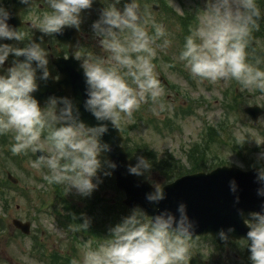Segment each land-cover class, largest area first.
Here are the masks:
<instances>
[{"label": "clouds", "instance_id": "obj_1", "mask_svg": "<svg viewBox=\"0 0 264 264\" xmlns=\"http://www.w3.org/2000/svg\"><path fill=\"white\" fill-rule=\"evenodd\" d=\"M31 8L34 0H18ZM48 9L34 20V27L48 35H60L65 28L79 30L81 12L89 9L93 0H44ZM113 0L92 24L99 46L110 56L93 57L81 63L85 83L83 108L99 122L86 126L79 111L68 97L50 96L41 106L32 95L40 82L49 79V56L41 41L30 40L27 46L0 43V136L12 134L11 152L24 153L40 148L42 133L47 152L41 154L31 167L47 168L46 177L63 186L66 194L73 189L81 196H89L97 187L93 180L102 167L101 153L110 151L102 137L108 132L107 121L115 127L122 115L130 116L147 98L156 101L163 93L161 82L152 63L156 55L153 45L166 35L162 25L153 24L154 35L146 29L147 20L140 14L137 0H129L123 8ZM199 25L184 38L178 60L198 80L218 81L234 79L243 88L255 87L264 92V70L248 61L246 48L251 31L258 28L261 16L256 0H205ZM10 12L0 0V41L21 42L24 33L14 29L8 21ZM170 41L164 40V47ZM9 56L13 59L4 68ZM23 57L22 60L17 59ZM47 108V111H45ZM116 128V127H115ZM117 129V128H116ZM108 167L115 169L114 163ZM152 164L138 157L128 167L130 175L141 176ZM110 175V173H106ZM256 181L261 185L257 196L264 197V167L257 170ZM229 192L235 194V180L228 182ZM166 199L160 184L145 195V200L159 205ZM235 203L239 197L235 196ZM176 214L164 209L148 216L134 208L119 223L110 227L108 238L98 248L85 244L82 264H185L195 222L181 202ZM248 229L241 238L249 252L250 264H264V202L260 210L237 213ZM86 230L88 221L81 224ZM234 228L219 229L216 237L229 239ZM73 264H76L73 261Z\"/></svg>", "mask_w": 264, "mask_h": 264}, {"label": "rangeland", "instance_id": "obj_2", "mask_svg": "<svg viewBox=\"0 0 264 264\" xmlns=\"http://www.w3.org/2000/svg\"><path fill=\"white\" fill-rule=\"evenodd\" d=\"M112 2L93 0L91 7L81 12L79 32L82 44L77 58L87 61L93 57L107 59L110 56L99 46L91 26ZM127 2L129 0H121L117 7L123 8ZM137 3L141 16L148 21L146 29L149 35L155 34L153 24L162 25L165 29L166 35L153 45L156 55L152 61L156 78L162 77L165 84L161 85L163 93L156 101L147 98L130 116L122 115L117 126L124 149L133 152L134 161L138 157L147 159L146 154H150L157 161L170 157L185 167L190 162L193 165L197 162L203 164L205 170L220 165H232L240 169L264 167V92L255 87L243 88L234 79L215 82L198 80L178 60L186 34L182 33L184 30L177 18L184 17L189 22L187 33L190 34L200 23L205 0H137ZM2 6H9L7 0H2ZM44 12L47 11L39 6L24 12L22 18L28 28L21 31L24 33L22 41L4 40L0 43L24 47L33 30L37 29L34 20ZM165 39L170 41L167 47H164ZM254 41L255 51L261 58L257 66L264 70V38ZM47 45L53 54L60 50L51 37ZM12 59L9 56V62ZM253 104L263 109V115L256 124L243 112L245 107ZM8 134L0 136L9 139L2 145L0 142V264H49L51 261L62 264L63 259H67L66 264L70 261L71 264L73 261L82 264L85 244L93 249L101 244H93L77 234L73 237L69 231L75 227L71 224L66 227L65 219L56 220L49 211L55 209L62 216H71L65 210L67 203L73 215L75 212L82 215L74 216L81 220L80 224L85 221L92 223V217L88 214L90 195L81 196L74 189L66 194L63 186L46 178L49 175L47 168L31 167V162L37 159L31 158L30 155H34L32 150L18 154L17 159H10L5 153L13 154L11 145L14 140L12 134ZM44 140L41 136L40 148L49 154ZM105 170L102 166L93 180L97 184L93 191L96 194L94 198L100 199L101 205L115 204L118 200L122 202V194L114 186L109 187L106 177L108 171ZM7 173L18 181L15 185H3L7 181ZM145 175L152 181V186L164 182L153 168ZM81 199L85 201H78ZM14 219L29 223L30 233L21 234L11 224ZM94 223L100 224L99 220H94ZM190 242L193 245L189 248L192 255L185 264H189L190 258L201 257L208 264L214 261L220 264H243L233 259V247L221 250L209 239Z\"/></svg>", "mask_w": 264, "mask_h": 264}, {"label": "water", "instance_id": "obj_3", "mask_svg": "<svg viewBox=\"0 0 264 264\" xmlns=\"http://www.w3.org/2000/svg\"><path fill=\"white\" fill-rule=\"evenodd\" d=\"M12 5L8 10L11 18L8 23L13 27H20L19 11L25 8L18 0H11ZM44 2V0H34ZM54 37L59 43L68 48V58L57 57L51 60V65L57 71V79L50 73L47 82H40L38 91L32 95L41 106H45L48 97H68L72 100L74 106L79 111L80 119L86 126H95L97 122L94 117L83 108L85 100V83L81 60L74 57V52L79 47V34L73 28L63 29L62 34ZM39 42L45 41V35L40 32H34L30 40ZM20 60L23 57L18 58ZM10 64L5 62L3 67H9ZM161 80V79H160ZM162 81V80H161ZM245 113L250 116L253 123L257 122L262 111L256 105L245 109ZM108 126V132L102 137L101 142L110 146V151L102 152L107 163H114L115 169H111L115 188L123 192V204L129 208H140L146 215L153 216L159 210L167 209L176 214L178 203L183 202L187 208V214L195 222L193 237L200 235H209L219 245L226 244L230 241L239 240L245 236L248 229L243 224V219L238 215V211L245 214L260 210V205L264 202V197L257 196V189L261 185L256 181L257 169L241 171L236 167L220 166L209 172H197L186 174L176 178L173 182L164 184L166 199L158 206L148 203L145 195L153 190V187L145 180H140L138 176L130 175L128 172L127 154L122 147V138L118 128L116 129L109 122L105 121ZM45 153L37 150V157ZM7 178L16 183L8 174ZM235 180L237 192H229L228 182ZM235 196L239 197V203L234 202ZM14 227L21 230L22 233L28 234V223H22L13 220ZM234 228L229 239L221 241L216 237L219 229ZM244 258H249V252L245 247Z\"/></svg>", "mask_w": 264, "mask_h": 264}, {"label": "trees", "instance_id": "obj_4", "mask_svg": "<svg viewBox=\"0 0 264 264\" xmlns=\"http://www.w3.org/2000/svg\"><path fill=\"white\" fill-rule=\"evenodd\" d=\"M257 6L260 8L261 11V16L260 19L258 21V28H255L251 31L250 34V38H249V43L248 46L246 48V52L248 53V61L251 62H255L257 59L261 60L260 56L257 54V52L255 51V47L253 46V42H255L254 40L259 39V38H264V0H256ZM179 20V26L183 28V32L186 35H188L187 32L189 27V22L187 23L186 20L184 19V17H178L177 18ZM42 134H46L42 133ZM7 136H9L10 134H6ZM9 139H5L4 137H0V142L1 145L4 142H7ZM3 147V146H2ZM126 154L128 155V164L129 165H135L137 161H134V154L131 150H129ZM6 156H8L10 159H17L18 154H11L10 152L5 153ZM147 160L151 161L152 167L151 169H155L159 175H161L164 179V183L173 181L176 177L182 176V175H186V173H195L197 171H202L205 170V168L203 166V164H199L196 162V160H194L195 165H193V163H189L190 165H188V167H185L184 165H182L181 163H179L178 161H176L175 159H172L170 157L163 158L162 160L157 161L155 156H151L150 154H146ZM101 163L102 166L105 167V169L108 171V173H110V175H106L107 177V183H109V187H113L114 183H113V177L110 171V168L108 167V165L106 164L104 158L101 156ZM105 170V171H106ZM146 173V172H145ZM145 173L141 176H139V178L142 179H146L147 176L145 175ZM114 188V187H113ZM96 196V194L94 192H92V194H90L89 198L91 201V205H89V212L88 214L92 217H90L91 222H88V227L86 230H84L81 227V220L76 218L75 219V215H77V213L75 212V215H73L72 212L69 211V207L67 206L68 204L65 203V210L68 213H71V216L69 215H64L62 216L61 213H58L55 209H53V212L57 213L61 218H65L67 219L70 223H72L73 225H77L78 230H80L81 232H83L86 235H90L92 237H97L99 238V236L102 237H108V230L110 227L114 226L115 224L119 223L120 220L123 217H126L127 215L130 214L131 210L127 209L121 202V200H118L117 203L115 204H108V205H101L99 202H101L100 199H95L94 197ZM84 199L78 200V201H83ZM85 201V200H84ZM79 213V212H78ZM77 216H82L81 214L77 215ZM95 221L99 220L98 225H96L94 223ZM100 234V235H99ZM102 235V236H101ZM55 256V255H54ZM63 259V258H62ZM62 264H66L67 263V259H63ZM72 261H70L69 264H71Z\"/></svg>", "mask_w": 264, "mask_h": 264}, {"label": "flooded vegetation", "instance_id": "obj_5", "mask_svg": "<svg viewBox=\"0 0 264 264\" xmlns=\"http://www.w3.org/2000/svg\"><path fill=\"white\" fill-rule=\"evenodd\" d=\"M7 2L10 5V2L11 1L10 0H7ZM37 6L42 7L41 5H37ZM8 7L6 9H8ZM23 13H24L23 10H21L20 18L22 17ZM26 26H27V24H26ZM21 31H22V29H21ZM204 239H205V241H207V239L204 238V237L194 238L192 240H196V241L199 240L200 241V240H204ZM189 243H190V248L193 247L192 243L191 242H189ZM204 243H206V242H204ZM197 244L200 245L199 243H197ZM216 247L219 248V249H221V250H223L225 247H233L235 249V252L232 254V257H233L234 260L240 261L243 264L250 263L249 259H246V260L243 259L245 242L242 241V240H237V241H234V242H229L228 244L223 245V247H219V246L216 245ZM188 255H189L188 257H190L192 255V252L190 251ZM189 264H208V263H207V261L205 259H203L201 257V258H198V259L190 258ZM213 264H220V263H218L217 261H214Z\"/></svg>", "mask_w": 264, "mask_h": 264}]
</instances>
